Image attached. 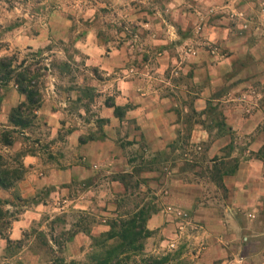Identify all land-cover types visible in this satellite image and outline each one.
Listing matches in <instances>:
<instances>
[{"label": "clouds", "instance_id": "clouds-1", "mask_svg": "<svg viewBox=\"0 0 264 264\" xmlns=\"http://www.w3.org/2000/svg\"><path fill=\"white\" fill-rule=\"evenodd\" d=\"M0 264H264V0H0Z\"/></svg>", "mask_w": 264, "mask_h": 264}]
</instances>
